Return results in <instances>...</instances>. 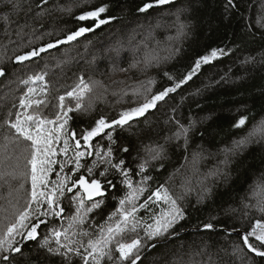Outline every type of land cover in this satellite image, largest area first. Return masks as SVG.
I'll return each instance as SVG.
<instances>
[{
    "label": "trees",
    "instance_id": "1",
    "mask_svg": "<svg viewBox=\"0 0 264 264\" xmlns=\"http://www.w3.org/2000/svg\"><path fill=\"white\" fill-rule=\"evenodd\" d=\"M143 2L146 0H47L46 4L42 0H19L20 9L10 16V23L5 25L0 19V66L6 70V75L0 77V217L14 220L13 205L23 208L30 194V180L20 175L25 170L23 156L27 155V142L16 144L5 140L13 135V130L4 123L6 119L15 118V112L20 110L19 97L29 86L38 92L47 86V96L38 94L33 98L46 100L40 112L54 119L59 97L70 91L81 75L92 83L93 92L85 97L84 103L91 102L93 107L88 112L70 113L72 119L68 127L79 134L94 126L101 116L113 118L121 110L142 102L143 96L134 93H143L148 87L157 92L170 86L172 81L164 73L180 78L198 56L212 48H224L226 55L203 65L191 81L170 93L165 101L158 102L157 108L130 122V127L117 128L111 147L114 162L123 159L125 166L131 169L134 182L142 179L138 166L147 161L143 175L152 177L146 182L150 190L163 184L174 196H183L179 202L186 210V219L176 228L178 235L146 250L138 264H248L249 258L256 264H264V259L256 257L243 245L242 235L233 232L243 233L261 215L256 209L245 210L243 205L256 201L252 190L264 176V142L248 144L234 154L225 151L264 119V28L256 23L264 12V0H235L236 9L228 6V0H175L171 5L139 13L137 8ZM102 3L110 5L108 13L102 16H115V20L43 53L42 58L15 62L16 55L63 39L80 26H91L77 21L76 17ZM69 6L73 8L71 14L60 11ZM177 8L187 9L180 16L182 22L189 24L187 34L182 37H177ZM7 10L6 0H0V14ZM176 48L179 52L173 53ZM150 50H154L160 60L146 66L143 60ZM247 57L255 59L244 63ZM42 71L47 72L45 81L31 85L20 83ZM149 80L155 83L149 85ZM65 104L74 108L75 100L66 98ZM241 115L249 117L246 126L234 128L232 125ZM177 120L186 126L189 120L195 121L187 147L182 137H174ZM81 143V150L87 148L83 141ZM91 143L92 148L87 150L92 152L97 146L100 151H107L109 146L103 134L93 138ZM158 146L163 148L162 156L153 160L147 149ZM59 147L62 142L57 149ZM123 148L128 151H122ZM72 154L70 151L68 155ZM57 159L65 157L60 154ZM86 159L91 163L95 156ZM71 167L67 165L65 172ZM54 168L59 172L58 165ZM102 170L103 167L98 169ZM55 172L50 175L51 180L56 179ZM108 179L113 180L115 189H107L105 204L88 213L80 226L93 236L119 206V198L126 191L118 173L109 175ZM189 187L192 191L186 192ZM204 188H210L211 193L197 203ZM148 194L146 192L138 203ZM62 205L65 211L60 217H41L47 223V227L42 225L39 229L41 239L45 234L50 235L52 227L59 228L61 224L67 227L68 217L75 215L74 203L64 199ZM230 209L236 211L225 215V210ZM244 211H248L247 217ZM137 215L146 218L149 213L141 209ZM207 222L214 223L215 229L196 230ZM72 238L83 239L85 243L88 239ZM19 246L21 253L9 254L13 264H62L60 257H50L39 248L38 240L22 241ZM236 248H242L243 252L233 254ZM73 259L75 264H82L78 257ZM106 264H117V261Z\"/></svg>",
    "mask_w": 264,
    "mask_h": 264
},
{
    "label": "snow or ice",
    "instance_id": "2",
    "mask_svg": "<svg viewBox=\"0 0 264 264\" xmlns=\"http://www.w3.org/2000/svg\"><path fill=\"white\" fill-rule=\"evenodd\" d=\"M87 2V0H85ZM47 3V0H42ZM175 0H146L138 8L139 13H147L154 7L162 5H171ZM228 6L233 9L238 8L235 0H228ZM7 11L0 14V19L5 25L10 23V16L20 9L19 0H6ZM110 5L102 3L88 11H83L76 17L79 22L90 23L91 26H80L74 31H70L63 39H56L54 42L43 44L39 47H33L31 50L16 55V63L32 61L33 59L42 58L43 53L57 48L59 45L75 41L78 37L90 33L115 20V16H102L108 13ZM186 8H177L175 12L177 27V37L187 34L189 24L180 20V16L186 11ZM60 11L71 14V6L61 8ZM256 23L264 28V12L258 17ZM251 27V25H249ZM7 31V27H5ZM19 35V33H17ZM231 51V50H229ZM179 52V49H173V53ZM224 48H212L204 55L198 56L190 70L180 78L164 73L170 81V86L162 90L152 92L151 87L144 90L143 93H134L142 95V102L134 107L121 110L115 117L107 118L101 116L95 121L94 126L83 129L79 134L69 129L68 124L72 119V112H88L92 103H84L85 97L93 92V84L86 81L81 75L78 82L67 91L65 95L59 97L58 111L54 119L43 116L40 112V106L46 105L44 99H34L38 94L47 96V86L41 87L39 92L36 88L29 86L27 91L19 97V109L15 112L14 119H6L5 124L13 130L11 137H5V140L20 144L27 142L23 156L24 171L20 173L26 180H30L31 188L29 198L23 208H14V220L9 217H0V264H13L10 253H21L22 247L19 245L22 241H39V248L44 249L50 257H60L62 264H75L74 257H78L82 264H106L113 260L117 264H138L142 260L144 251L155 248L161 241L178 235L176 228L186 219V210L179 202L183 196L176 197L163 184L158 185L154 190H150L147 181L152 177L143 175L147 161L141 163L139 173L142 179L134 182L132 179L131 169L125 166V161L113 156L112 144L115 143L113 133L117 128L123 129L125 126H131L130 122L137 118L144 117L149 110L155 109L158 102H163L170 93L177 92L182 86L191 81L201 70L203 65L216 60L219 56L226 55ZM254 57H247L244 63L254 61ZM160 57L154 50L146 52L143 63L146 66L158 63ZM47 67V65H45ZM6 75V70L0 66V77ZM47 72L35 73L27 79L20 81L23 85H31L36 82L45 81ZM155 82L149 80L148 84ZM197 93L199 89L196 90ZM66 98L75 100V107L65 104ZM31 110V111H30ZM11 116L12 114L9 113ZM249 117L241 115L232 125L234 128H243L246 126ZM177 130L174 133L176 139H184V145L187 147L189 132L195 121L189 120L188 125L176 121ZM107 130V131H106ZM103 134L109 141L107 151H100L99 146L95 152L88 151L92 148L91 141L95 137ZM79 135V139L77 136ZM74 141V144L70 143ZM87 148L81 150L82 143ZM62 142V147L57 149V145ZM264 142V119L254 124L245 136L233 141V147L226 149V152L236 153L251 143ZM73 154L69 156V152ZM122 151L127 152V148ZM151 159L161 158L163 153L162 147L156 149L148 148ZM63 154L65 159L58 160L57 156ZM95 156V159L88 162L86 157ZM19 157L17 158V167H19ZM227 162V161H225ZM54 165L59 166V172H55ZM67 165H72L65 172ZM103 167L102 171H98ZM83 170V174H82ZM55 172L56 179L51 180L50 175ZM119 174L121 183L126 186L124 195L119 198V206L111 212L105 222L99 226L98 233L90 235L88 232L80 229L85 223L88 213L101 209L105 204V197L108 188L115 189L116 185L109 175ZM219 174V170L218 173ZM224 175H227L224 173ZM23 187V184L20 185ZM183 187V185H182ZM186 192L192 189L186 188ZM148 192L149 194L142 203H138L141 197ZM211 189L204 188L197 203H201L205 196L210 195ZM253 196L256 197L255 203L246 202L243 207L245 210L256 209L261 213L259 218L250 224V228L242 234V243L247 247L249 252L256 257L264 259V176L256 183L252 190ZM68 199L76 205L75 215L68 217L67 227L63 224L59 228L52 227L49 229L50 235L45 234L40 238L39 229L42 225L47 227V223L41 217H60L65 208L62 201ZM162 205V206H161ZM157 206H159L158 211ZM144 209L149 215L145 217L138 216V212ZM236 209L225 210V215L235 212ZM244 216H248V211H244ZM204 230H212L216 225L207 222L202 225ZM143 233L141 236L140 233ZM74 236L88 237L85 243L83 239H73ZM131 239L129 240V237ZM20 237V240H17ZM63 238V240H62ZM54 241V246H53ZM243 252L242 248L234 249L235 252ZM8 253V254H6ZM248 264H256L252 258L248 259Z\"/></svg>",
    "mask_w": 264,
    "mask_h": 264
},
{
    "label": "water",
    "instance_id": "3",
    "mask_svg": "<svg viewBox=\"0 0 264 264\" xmlns=\"http://www.w3.org/2000/svg\"><path fill=\"white\" fill-rule=\"evenodd\" d=\"M214 229H215V228H214ZM196 230H204V229H203V227H199V228H197ZM233 232H235L236 234H240V235L243 234V233L240 232V231H233ZM150 249H151V248H150ZM150 249H148L147 251H149ZM147 251L142 255V258L146 255ZM138 263H139V262H138Z\"/></svg>",
    "mask_w": 264,
    "mask_h": 264
}]
</instances>
